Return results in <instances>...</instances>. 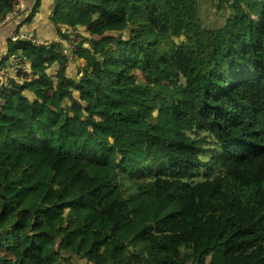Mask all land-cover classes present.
<instances>
[{"label":"trees","instance_id":"obj_1","mask_svg":"<svg viewBox=\"0 0 264 264\" xmlns=\"http://www.w3.org/2000/svg\"><path fill=\"white\" fill-rule=\"evenodd\" d=\"M51 18L85 28L84 65L8 44L31 81L0 92V264H264V0H55Z\"/></svg>","mask_w":264,"mask_h":264},{"label":"crops","instance_id":"obj_2","mask_svg":"<svg viewBox=\"0 0 264 264\" xmlns=\"http://www.w3.org/2000/svg\"><path fill=\"white\" fill-rule=\"evenodd\" d=\"M54 1L55 0H16L14 11L6 17L2 24H0V67L7 76L13 77L16 74V65L12 64L10 58H7L6 55L9 42H14L13 39L19 35H31L43 45L58 43L59 39H64L67 42L76 39L80 41L77 35L78 33H81L83 36L88 35L85 32V28L81 26H78V30L76 31L69 30L68 28H63L62 31H60L51 18ZM32 11H34V14L31 17V21L25 23ZM61 33L70 34L68 37H64ZM78 41L76 42L78 43ZM77 59L78 62L73 60L66 63V77L78 80L81 68L84 65V60L81 58ZM23 63L26 69L30 71V64L25 61ZM58 68V64L54 63L47 69V74L53 78L54 82L57 81L56 75ZM24 94L28 99H34L33 94L29 92H24ZM77 96V93L73 94V97L76 98ZM68 103L69 101L66 100L65 104Z\"/></svg>","mask_w":264,"mask_h":264},{"label":"built area","instance_id":"obj_3","mask_svg":"<svg viewBox=\"0 0 264 264\" xmlns=\"http://www.w3.org/2000/svg\"><path fill=\"white\" fill-rule=\"evenodd\" d=\"M31 41L32 43L35 44H40L35 37L31 36V35H19L18 37L14 38L13 41ZM58 44L60 45V51L61 54L64 55L67 58V62L69 61H73L76 57V44H73L71 42H67L64 39H59ZM43 45V44H40ZM45 46H50L45 45ZM10 61L12 64L16 65V69H15V75L13 77H9L7 76L4 72L3 69L0 67V92L5 89L6 87L10 86L11 82H30L31 81V77L28 75L29 74V70L26 69V67L24 66V63L21 61L20 58H15V57H11Z\"/></svg>","mask_w":264,"mask_h":264},{"label":"rangeland","instance_id":"obj_4","mask_svg":"<svg viewBox=\"0 0 264 264\" xmlns=\"http://www.w3.org/2000/svg\"><path fill=\"white\" fill-rule=\"evenodd\" d=\"M119 33V31H117L116 29H105V30H102L100 33H97L96 35H94L95 37H97V36H100V35H104V34H111V35H115V34H118ZM120 34H122L124 37L127 35L126 33H120ZM76 39V38H75ZM76 41H78V39H76V40H74V41H69V42H71V43H73V44H76L77 42ZM74 61L75 62H78V59L77 58H75L74 59ZM7 96H8V94L7 93H2L1 95H0V102L1 103H3L4 102V100L7 98ZM95 259H98V258H95ZM76 262H77V264H93V263H91V262H87L86 260H80V259H74Z\"/></svg>","mask_w":264,"mask_h":264}]
</instances>
